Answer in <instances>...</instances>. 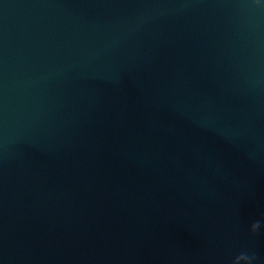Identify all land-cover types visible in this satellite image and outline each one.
<instances>
[{"label": "water", "instance_id": "95a60500", "mask_svg": "<svg viewBox=\"0 0 264 264\" xmlns=\"http://www.w3.org/2000/svg\"><path fill=\"white\" fill-rule=\"evenodd\" d=\"M0 264H264V0H0Z\"/></svg>", "mask_w": 264, "mask_h": 264}]
</instances>
